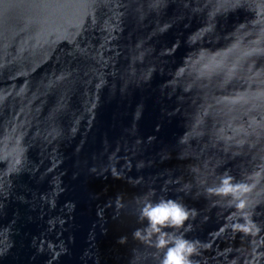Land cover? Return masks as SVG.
Wrapping results in <instances>:
<instances>
[{"label":"water","instance_id":"obj_1","mask_svg":"<svg viewBox=\"0 0 264 264\" xmlns=\"http://www.w3.org/2000/svg\"><path fill=\"white\" fill-rule=\"evenodd\" d=\"M156 227L264 264V0H0V264H160Z\"/></svg>","mask_w":264,"mask_h":264},{"label":"clouds","instance_id":"obj_2","mask_svg":"<svg viewBox=\"0 0 264 264\" xmlns=\"http://www.w3.org/2000/svg\"><path fill=\"white\" fill-rule=\"evenodd\" d=\"M142 214L152 222L168 220L175 224H181L188 218L189 212L175 201H166L155 206L144 207ZM156 231L160 233L159 246L168 245L160 264H194L191 257L197 251L195 242L182 235L166 232L159 227H156Z\"/></svg>","mask_w":264,"mask_h":264}]
</instances>
